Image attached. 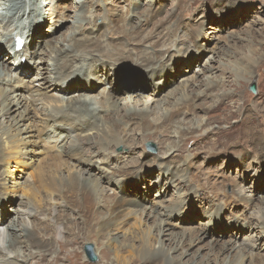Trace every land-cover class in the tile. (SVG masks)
I'll return each mask as SVG.
<instances>
[{"label": "bare ground", "instance_id": "6f19581e", "mask_svg": "<svg viewBox=\"0 0 264 264\" xmlns=\"http://www.w3.org/2000/svg\"><path fill=\"white\" fill-rule=\"evenodd\" d=\"M187 1L177 0L179 3H177V10L174 15L170 19L168 15L165 18L156 19L155 23L152 24L151 32L146 35H143L145 27L151 24L152 20L161 12V7H158L157 4L152 12L149 11L144 16L141 15L140 21L134 25H130V22L135 15L128 18L130 12L128 11L127 17L120 20L121 25L111 24L97 39L92 36L97 29L96 24L90 32L82 31L83 27L79 26L77 28L78 35H72L74 37H71L69 45H58L56 44L57 39L48 38L45 34L38 33L39 28L34 24L36 21L34 22L32 18H30L31 23L28 20L30 23L28 30L14 25L15 20L28 19L33 12L27 8L26 0H0V53L11 48L13 44L10 43V39L13 36L24 38L21 33L27 35V45L25 44L22 53L34 64L36 75L32 78H38V82L40 80L38 87L35 86L34 81L24 83L27 81L29 72L23 74L22 62H13V57L9 56L0 63V68L7 72L5 78L0 75V165L13 158L31 156L33 168L31 177H27L22 186L20 181L15 182V185L10 187L9 184L0 180V264H14L11 260L14 259L12 253L15 252V259H22L24 264L30 257V262H34L37 254H40L39 257L41 258L48 254L56 256L53 243L55 241L49 240L50 237L60 239L62 244H66L67 240L75 241L77 247L83 249L84 245L90 242H84L86 240H84V235H89L91 232H95L98 239H108L106 242L109 243L108 250L102 254L104 260L102 264L112 263L108 262L111 253L115 255V261L118 264H264V255H254V246L252 245H250L251 249L247 250L246 245L249 244L246 242H238L235 239L222 242L220 237H216V234V236L213 235V232H206L203 229L197 230L193 227L177 233L178 231L174 232V228L179 227L178 229L181 231L182 227L174 226L175 223H171L173 221L170 220V218L177 216L176 214H180L183 203L189 202L188 198H199L206 204L203 213L201 212L200 215L207 216L210 221L223 222L221 218L223 214L219 205L241 213L245 210L246 220L250 221L247 226L256 229L264 240V198H258L260 201L254 204L255 197L248 194L243 187L240 188V183L236 184L234 180L231 182L236 188L239 187L238 192L240 194L238 195L235 191L232 195H228L225 189L227 182L225 178L224 180L220 179L222 181L217 183L220 181L217 177L215 185H211L208 189L203 185L194 186L192 182L195 180H190L193 176L189 174L185 165H181L172 169L169 178L152 183L155 187L163 186L167 189L176 185L177 188L187 193V197L174 200L167 205L163 200L164 195H156L161 200L154 201L149 206L146 203V196L145 200L140 197L141 204L138 197L125 196L123 191L109 195L108 192L111 191L109 185H114L116 181L109 180L105 175L94 172V169L97 168L96 164H103V166L111 164L114 167L123 164L122 167H119L118 172L111 173L113 178L122 177L128 168L130 169L127 174H132L135 177L140 172L145 171L147 169L145 167L150 168L148 163L140 161V157L136 160L132 157L113 156L115 155L114 149L124 146L129 150L128 154L133 155L141 145H144L146 138L150 135L153 137L160 135V140L157 143L159 150H163V159L157 160V168L170 166L175 163L171 159L174 155L172 153L176 149H184L183 145L187 142V135L196 136L203 129L199 125L202 123L187 130H182L180 126H174L176 120L182 116L187 107H189L190 115L231 108L229 102L234 100L235 94L233 93L226 95L229 98L228 103L217 98L210 99L209 102L201 100L211 97L220 88L227 89L232 85L229 78L223 79L220 76H215V80L208 78L206 71L214 69V66L203 67L204 69L199 70L194 75L195 77L186 78L179 83L181 84L179 85L181 88L179 94H175L177 93L175 87L174 90L168 91L163 100L154 99V93L158 89H154L153 96L142 94L141 100H138L137 103L135 102L137 95L119 98L120 90L113 89L114 81L118 79L120 70H123L121 66L134 67V69L156 75L159 78L162 76L161 81L164 80V82L161 86L164 88L170 84V80L167 81L168 77L171 79L177 75V77L183 75V70H179V72L176 70L177 72L171 74L174 68H179L178 66L181 64L186 63L191 72L195 71L200 63V59L194 55L195 51L203 56L210 52L207 50V45L210 42L209 37L217 32H215L216 30L214 32L206 31L205 38L200 40L201 42L197 39L194 44L189 45L195 37V33L201 31L203 26L194 24L188 27L183 22L187 13L185 11L189 7ZM126 2L127 5L131 6L129 0ZM133 2L135 7L139 5V1L134 0ZM11 3L14 4L12 7L10 6ZM196 3H198L197 0H190V6ZM231 7L233 8V6ZM52 11V15H56L59 21L63 20L62 6H54ZM218 11H222V9ZM96 15L95 18L97 19L102 16L101 13L97 12ZM57 19L55 23L59 22ZM91 21L93 20L91 19ZM181 29H186V33L183 32L185 35L181 34L183 36L177 37V33ZM109 32H112L111 39L108 38ZM168 42L173 45L180 44L182 47L187 45L182 51L186 50L188 56L187 54L182 56L179 61L174 59V56L171 61L164 59L168 53L167 51L164 52L161 46L164 43L167 45ZM34 45L35 48L33 49ZM37 45H41V53L36 51ZM147 47L152 48V51L150 52ZM43 48L49 49V52H45ZM193 50L194 53L191 54ZM186 56L188 57L187 61ZM5 61L6 63L3 64ZM232 63L235 64V62ZM253 65L255 66L254 58L247 56L241 62L231 66L233 74L231 78L234 75L240 78L241 75L246 77L250 75L252 78L254 76L251 74ZM26 67L25 65L24 68ZM221 67L218 68L222 70ZM105 71H110V73H105ZM101 74L106 75L104 80L108 89H106V93L100 94L98 92L95 97L93 95L100 87L95 85L93 80L98 79L99 81ZM200 74H202L201 82H198L197 76ZM21 75L25 76L23 82H21ZM88 77L92 80H87ZM64 81L71 84L67 90L62 89V82ZM161 81L158 82L161 83ZM7 85H10V89ZM87 87H89V91ZM144 90H147V86L142 91L144 92ZM52 92L58 93L60 96L54 93L51 95ZM98 95L101 97L97 98ZM170 95H175L173 101H167L165 104V99ZM189 96L191 99L188 98ZM12 98L17 99V101L15 103L10 102ZM263 98L264 96L261 98L260 107L257 106L258 108L253 113L251 110H247L245 105L240 107L237 112L244 116H240V119H237L239 122L232 123L222 131L228 134L236 132L235 137L229 136L231 144L236 145L233 147L237 149L247 144H253V151L255 154H259L258 156L261 158H264ZM128 99L129 101H127ZM198 100L202 102L197 104ZM143 103L146 105V109L138 111L136 108L139 105L144 106ZM20 109H22V113H19L17 117L15 115V117L10 118L11 113L18 112ZM157 112L161 113L160 116L151 119L152 115L157 114ZM248 118L252 119L249 121ZM235 127L239 128L238 132L237 129L234 130ZM172 128H174L173 132L175 131L176 134L182 136L180 144L177 142L168 143L169 131ZM209 130L207 128L206 131ZM139 132H142L141 137H138ZM64 143H67L68 146L66 147ZM197 144L198 142L194 143V145ZM43 146H46V150ZM104 152H107L106 155L111 158L97 159L105 155ZM234 152L236 153L234 155H241L245 159H249L245 150L238 149ZM41 155L45 156V160L43 158L42 162L39 160ZM81 155L89 156L88 160L82 159ZM187 155L193 154L188 152ZM256 161H260V159ZM0 173L2 177V170ZM158 175H162V172ZM13 179L12 175L11 180ZM19 186L23 188L21 195L19 194ZM223 188L224 190H222ZM158 190L160 192V189ZM44 193H48L49 198ZM28 194H30L28 199L30 204L27 203L28 205L22 209L24 213L20 212V208H14L13 214L9 213L10 210L7 211V205L14 206L17 199L21 201L22 197H26ZM210 195H212L211 199L208 198ZM251 200L253 204L249 206ZM61 202L64 203L60 208ZM240 207L243 209L238 210ZM38 212L41 213L38 215ZM135 218L138 222L131 223ZM66 219L71 222L72 226V228L69 226L71 230L67 236L63 235V231L68 228L66 229L59 224ZM50 223L53 224L54 228H49ZM121 226L126 233L125 236L121 239L119 237L114 238L113 232ZM82 231L85 232L84 235L81 234ZM5 234H7L6 240ZM82 236L84 238H81ZM110 236L112 238H109ZM167 236H171L169 244L166 242L165 237ZM204 249L209 250V253L200 255ZM257 250L264 252V245H258ZM126 252H129L132 258L126 257ZM171 252H179L180 254L178 253L179 255L176 257ZM192 252L195 254L188 258L187 263L181 260V257L189 256ZM76 254L78 256L75 257L78 260L82 257L83 252ZM58 259L47 264H59Z\"/></svg>", "mask_w": 264, "mask_h": 264}, {"label": "rangeland", "instance_id": "374dc122", "mask_svg": "<svg viewBox=\"0 0 264 264\" xmlns=\"http://www.w3.org/2000/svg\"><path fill=\"white\" fill-rule=\"evenodd\" d=\"M126 1L125 0H32V1L26 0L27 2L26 6L28 5L27 8L33 10V12L28 19L15 20L14 25H18L20 28L24 27L26 28V30H28L27 28H29L30 26L29 24L31 23L30 18H32L34 19L33 20L34 22L36 21L34 24H36L37 28H39L38 33H41V35L45 34V36H48V38L57 39L58 42H56V44L58 45H69V41L71 37L78 35L77 28L79 26L83 27L82 31L90 32L92 27L96 24L97 29L95 30L94 33L92 32L93 33L92 36L94 39H97L101 37V35L103 34V31L107 30L111 24L121 25L120 20L125 19L127 17L126 14L128 15V11H130L128 18L132 17V15H135L131 18L132 21L130 22V25L131 24L134 25V23H138V21H140L142 16L149 13V11L152 12V9H154L157 4L158 7H161V12L158 13L157 17H155V19L152 20L151 24L145 27L143 35H146L149 32H151L152 24L155 23L156 19L165 18L167 15L169 16L168 18L170 19V17L173 16L174 13L176 12L177 5H178L177 3H179L177 2V0H164V1L163 0H137L139 1V5L135 7L134 2H133L134 0H129V3H131V6L127 5L128 3ZM197 2L198 3H196L195 5L190 6V0L187 1V3H189V7L187 8L188 10L186 9L185 11L187 13H186L185 18L183 19V22L186 23L188 27L194 24L195 25L198 24L197 26H200L201 24L203 26L202 27L203 29L201 28V31L195 33V37L193 38V40H191L189 45L194 44L197 39H199V41L203 40L205 38L204 34L206 33V31L214 32L216 30L215 32L217 33L209 37L210 42L207 45V50L210 52H208L206 55L203 56L202 54H199V52L195 51V54H194L195 57L200 59V63L195 68V71L191 72L190 68L187 67L186 63H184L183 65L181 64L180 66H178L179 68H176V69L174 68L171 74H174V72H177V71L179 72V70L181 71L183 70V75L179 77H177L178 76L177 75L171 79L170 77H168L167 81L170 80V84L164 88L163 86H161L162 83L164 82V80L161 81L162 76H160L159 78V77H156V75H153L150 73L147 74L146 72L137 70L136 68L134 69V67L121 66V69L123 70H120L118 79L114 81L113 89H116V91L120 90L118 93L119 98H124L128 95H135V96L137 95L138 96L136 98L137 100L135 99L136 103L138 100H141L142 94L153 96L152 93L158 89L154 93L155 94L154 99L163 100L166 97V94L168 93V91L174 90L175 87L177 88L176 89L177 93L175 94H179L180 89H181L179 87V85L181 84L179 83L183 82L186 78L195 77L194 75H196V73L199 70H203L206 66L208 68L214 66V69H209L208 71H206L208 73L206 74L208 78L210 80L214 79L215 76H220V78H223V79L229 78L232 82V85L230 88H227V89L220 88L219 90L215 92L216 94L214 93L211 97L204 98L201 100L209 102L217 98V99H221L224 103H228L229 98L226 97V95H230L233 93L235 94L234 100L229 102L231 108L220 109L217 111L215 110L214 112H209V113L206 112L205 114L198 113L197 115L196 114L190 115L189 107H187L186 109L187 111L184 110L185 112L182 114L183 117L182 116L179 117L176 120V124H174V126L175 127L180 126L182 130H187L192 127H197L199 123H202V124H199L201 125V129L203 128L201 130L202 132L200 131L202 135L201 133H197L196 136L194 135L195 137L192 136L191 134L187 135V142L186 144L183 145L184 149L179 148V149L174 150V152L172 153L174 155L171 159H173V161L175 162L173 163L174 165L173 164L170 166L167 165L160 169L157 168V162L163 159V155H162L163 150H159L158 143H157L160 140V135L156 137H153L151 135L148 136L144 142V145H141L134 152L133 155L128 154L129 150L127 148H124L125 146L114 149L115 155L113 156L132 157V158H136V160L138 159V157H140V161L148 163V165H150V168L145 167L147 169L146 170L144 169L145 171L140 172L135 177H133L131 173H130L131 175L127 174V172H129L128 170L130 169L128 168L126 172L122 174L123 175L122 177L113 178L114 176L111 173L118 172L119 167H122L123 164H121V166L119 167H114L111 164L110 165L106 164L105 166H103V164L102 165L96 164L97 168L94 169L95 174L101 173L102 175H105L107 179L116 181L114 182V185L112 186L109 185L111 189V191L108 192L109 195H113L114 192L123 191L125 196L127 195L132 198L138 197L141 204L142 202L140 200V197L143 198V200H145V196H146L147 197L146 203H148L149 206L152 202L158 201L159 199L161 200V198L156 197V195H164L163 200L166 202L167 205L169 202H172L174 200L184 199L185 197H187V193H185L182 189L177 188L176 185L174 187L167 189V187H163V186L155 187L152 182L153 181L160 182V180L162 181L163 179L169 178L170 173L173 171L172 169L174 167H180L181 165H185L186 168L188 169L189 174L193 176L190 178V180L191 181L195 180L194 182H192L194 186L203 185L205 188L208 189L210 188L211 185L212 186L215 185V181L217 177H218L217 178L218 180L220 179L224 180L225 178L227 179L225 189L228 195H232L233 191L237 192V195L240 194L238 192L239 187L236 188V186H234V184L231 183L232 180H234L236 184L238 183L241 184L240 188L243 187L247 191L248 194H251L255 197L254 204L260 201V199L258 198H261V199L264 198V158H261V156H258L259 154L257 153L255 154V152L253 151V148H254L253 144H247L244 147L239 146L240 148H237V149L236 147H233L236 145L234 143L231 144V141L229 140V136L233 135V137H235L234 135H236V132L234 134L233 133L228 134V133L222 132L224 131L226 127H228L232 123L235 124L236 122H239L237 121V119H240V116H244L237 112L239 111L240 107L242 108L245 105L246 109L251 110V113H253L256 108L260 107V103L262 100L261 98L264 96V0H222V1L220 0H197ZM17 4L20 5L19 3ZM13 5L14 4L12 3L10 4L11 7ZM57 5L62 6L63 11H64L63 20H60V21L56 18V15L54 16L52 15L53 13L52 10L54 9V6H57ZM231 6H233V8ZM219 9H222V11H218ZM96 12L102 14V16L99 19L95 18L97 17V15L95 16ZM56 19L59 22L55 23ZM91 19L93 21H91ZM106 19H109L110 21ZM28 20H30L29 21L30 23L28 22ZM208 27H210L211 30L210 29L207 30ZM179 32L177 33V37L185 35L184 33H186V29H181ZM111 33L112 32L108 33L109 39L112 38ZM21 35L24 37L23 39H25L27 43L28 41L27 35H25L24 33L23 34L21 33ZM13 40H14V36L10 39L11 44L13 43ZM168 43L167 45L166 43H164V45L161 46V49L164 52L167 51L168 53L164 56V59L171 61V59L174 56V59L176 58V60L179 61L180 59H182V56H185L187 54L186 50L182 51V49H185L187 45L182 47V45L180 44L173 45L171 44V42H168ZM34 48H35V45L33 46V49ZM45 48H43V50L45 52L46 51L49 52V49H45ZM147 49L150 52L152 51V48L150 47H147ZM41 50H42L41 45H37L36 51L38 52L40 51L39 53H41ZM193 53H194V50L191 52V54ZM13 54L14 53L11 51V49H8V48L5 51L1 52L0 53V63H2V60L8 58L9 56L11 58L13 57L12 58L13 62L16 60L17 62L21 61L23 65V72H24L23 74H26L27 72H29L26 78L27 81H24L25 79L24 75L20 76L22 80L21 82L24 81V83H26L29 81H34L33 83L35 84L36 87H38V85H40V80L38 82L37 81L38 78L36 79L32 78L36 75L33 62L26 56L24 57V60H25L24 61L22 60V57H23L22 55L19 56L17 54H14L13 56ZM187 56L185 57L186 61L188 59ZM247 56H251L255 60V66L253 65V68L251 67V70H252L251 74H254V76L251 78L250 75H248L247 77L244 75H241V78H240L234 75V77L231 78V75H233L231 72V66L235 65L238 62H241ZM232 62H235V64ZM5 63L6 61L3 62V64ZM25 65L27 66L26 68H24ZM16 67H18V65H16ZM218 67H221L222 70H220V68ZM232 71H234V68H232ZM105 73H110V71H105ZM0 75L5 78L7 77V72L4 69L0 68ZM201 76L202 74L197 76L198 82H201L200 81ZM105 78H106V75L103 76L101 74L99 79L100 80L103 79V81H100V80L98 81V79L93 80V83L100 87L99 90L95 92L93 96L96 97L98 92L100 94L106 93V89L108 88H106L105 86L106 84V81L104 80ZM204 79L206 80V78ZM87 80L90 81L92 79L88 77ZM158 81H161V83ZM67 83L68 81L62 82L63 84L62 89L64 90L68 89V86H70L71 84L69 83L67 84ZM146 86H147V90H144L143 92L142 90ZM7 87H9L10 89V85H7ZM253 87L255 90H253ZM201 88L204 89V87H201ZM88 89L89 87H87V90ZM15 91L16 90L14 89V92ZM53 93L55 95L60 96V94L55 93V92H52L50 94L53 95ZM174 96L175 95L167 96L164 103L167 104V101L172 102ZM100 97L101 95L100 96L98 95L97 98H100ZM191 97L189 96L188 98L191 99ZM201 100H198L196 103L198 104L202 102ZM15 101H17V99L15 100V98L14 99L12 98L10 100V102H14V103ZM127 101H129V99ZM256 103L257 105H255ZM263 104H264V98H263ZM136 109L138 111L144 110L146 109V105L145 104L144 106L139 105ZM136 109L134 108V110ZM19 113H22V109H20L18 112L11 113L10 118L12 116L15 117V115L17 117ZM160 114H161L160 112H157V114L155 115L153 114L151 119H153L154 117L158 118ZM251 116L253 117V115ZM248 119L250 121L252 118L251 119L248 118ZM207 128L208 130L209 129L210 130L206 131ZM236 129L237 127H235L234 130L236 131ZM173 130L174 128H172L169 131L170 135H169L168 143L177 142L180 144L182 140L181 138L182 136L180 134H176L175 131L173 132ZM238 130L239 128L237 129V132ZM141 133L142 132H139L138 137H141ZM196 142H198V144L194 145V143ZM148 143H153L155 145V148L153 150L149 149ZM65 146L66 147L68 146L67 143L65 144ZM43 148H45L46 150V146H43ZM238 149L245 150L248 154L247 156H249V159L248 158L245 159V157L241 155H234L236 154L234 150H238ZM182 150L184 151L182 152ZM200 150L202 151L200 152ZM188 152L192 153L193 155H187ZM104 154H105L103 155L104 157L101 156V157H98L97 159H103L105 157L111 158L109 155H106L107 152H104ZM88 157L89 156L87 155H81V158L84 160H88ZM30 158L31 156L13 158L9 160V162L7 161L5 164L0 165V170H2L3 172V176L2 177L0 176V180L4 182L5 184H9L8 186L10 187L12 185H15V182L20 181L19 183L22 186V184H24L25 182V179L27 177H31L33 173V168L31 165L32 161ZM43 158L45 160V156L43 155L39 156L40 161L41 160L43 161ZM258 159H260V161L262 162L260 163V161H256ZM91 160H93V158H91ZM112 160H116V159H112ZM99 169H101V171H99ZM161 172H162V175L159 176L158 174ZM12 175L14 178L13 180H11ZM163 175L165 176V178ZM221 181L222 180L218 181L217 183H220ZM21 186H19L20 195L23 192V188H21ZM158 189H160V192ZM222 190H224V188ZM44 194L46 195V197H48L47 196L48 193H44ZM29 197H30V194H28L26 197H22L21 201L20 199H17L15 202V205L12 207L7 205L6 206L7 211L10 210L9 213L13 214L14 208L16 209L20 208V212L24 213V211L22 212V209L28 205L27 203H29L28 202ZM211 197L212 195H210L208 198L211 199ZM188 200L189 202L186 201L183 203L181 207V211L179 212L180 214H176L177 216L170 218V220L173 221L171 223L173 224L175 223L174 226L182 227L181 231L180 229H178L179 227H175L176 229L174 228V232L178 231L177 233H179V232H182L184 229L192 228V227L197 228V230L203 229L206 232L211 231L213 232L214 236L217 235L216 237H220L222 242L229 241L232 239H235L238 242L243 241L249 244V245H246L247 247L245 246L247 250L251 249L250 245L254 246V249H253V253H255L254 255L256 254L264 255V252L257 250L258 245L259 246L264 245V240L262 239L261 234L256 231V229L254 230L253 228H249L250 226L249 227L247 226V223L250 221L246 220V216L244 213L246 212L245 210L241 213V212L229 210V207H224L223 205L222 206L219 205V207L221 208V212L223 214L221 216V218L223 219V222L218 223L217 221L214 222V221L208 220V217L205 215L204 216L200 215L203 213V208L206 207V204L200 201L199 198H191V199L188 198ZM63 203L64 202H61L59 204L60 208L63 206ZM252 204H253V201L251 200V202L249 203V206H251ZM53 205L55 204L53 203ZM241 209H243V207H240L238 210H241ZM40 213L41 212H38V215ZM41 217L43 218L44 216H41ZM136 221L138 222L137 218L132 220L131 223H135ZM73 222H74V219H73ZM59 224H61V226L65 227L66 229L68 228L66 231H63V235L67 236V234L71 230L69 227L71 226V222L66 219V221L63 220V222H60ZM129 226H132V225H129ZM52 227L54 228L53 224L50 223L49 228L52 229ZM83 233L85 232L82 231L81 234L84 235ZM113 234H114L113 236L114 238L119 237L121 239L123 238V236H125L126 233L124 230H122V226H121V227L116 228V231H114ZM84 236L85 238L83 236L81 238H84V240L86 239L84 241L85 243L90 241L86 243L85 245L87 244L93 245L94 252H95V255L97 256L98 261L92 262L87 258L85 254V250H84L85 245L83 249H81V247L80 248L77 247L76 245L77 242L75 241L67 240L66 244L65 243L62 244L61 241H59L60 239L47 237L49 240L55 241L53 242L54 251L57 255L55 256L54 254H48L46 257L43 256V258H41L39 257L40 254H37L36 256L37 260L35 259V261L34 262L32 261L33 262L32 263L30 262L31 261V257H30L28 258L26 264H39V263L47 264L48 262L51 263V261L57 260V258H59L58 259L59 264H74V263L75 264L76 263L77 264H102L104 261L102 259V254L104 252L106 253V250H108L107 247L109 243H106L108 239H105V240L98 239L95 232L94 233L91 232L89 235L86 234ZM167 237H165L167 240L166 242L167 244H169L170 243L169 238L171 236L170 237L167 236ZM4 238L5 240L7 239V234H5ZM109 238H112V236H110ZM113 247H115V245H113ZM110 252H113V251H110ZM76 253L82 254V257L85 258V260L87 261L83 260L82 257H80V259L77 260L75 256H78V254ZM178 253L171 252V254H173L176 257L180 254ZM208 253H209V250L204 249L200 252V255H205ZM194 254L195 253L192 252L191 255L189 256L186 255L184 257H181V260L187 263L188 258L192 257ZM15 256H16V252L12 253V258H14L11 260L12 263L14 264L15 263L17 264L25 263L23 262L22 259H15L16 258ZM125 256L128 258H132L129 252H126ZM115 259H116L115 255H112L111 253L108 258V262L109 263L112 262L110 264H118L117 261H115ZM167 262L171 263L170 261H167Z\"/></svg>", "mask_w": 264, "mask_h": 264}, {"label": "water", "instance_id": "95a60500", "mask_svg": "<svg viewBox=\"0 0 264 264\" xmlns=\"http://www.w3.org/2000/svg\"><path fill=\"white\" fill-rule=\"evenodd\" d=\"M253 90H255L254 87H253ZM85 253H86V256H87L91 261L96 262V261L98 260V259H97V256L95 255L93 245H91V244H87V245L85 246Z\"/></svg>", "mask_w": 264, "mask_h": 264}]
</instances>
